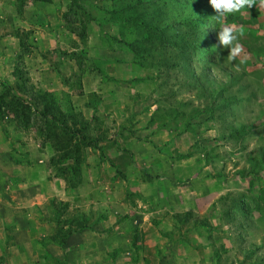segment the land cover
Instances as JSON below:
<instances>
[{"label":"rangeland","instance_id":"1","mask_svg":"<svg viewBox=\"0 0 264 264\" xmlns=\"http://www.w3.org/2000/svg\"><path fill=\"white\" fill-rule=\"evenodd\" d=\"M214 15L207 0H0V92L57 119L0 110L1 148L46 152L43 216H131L139 264H264V8L222 22L242 29L232 63ZM103 194L113 208L94 212Z\"/></svg>","mask_w":264,"mask_h":264},{"label":"crops","instance_id":"2","mask_svg":"<svg viewBox=\"0 0 264 264\" xmlns=\"http://www.w3.org/2000/svg\"><path fill=\"white\" fill-rule=\"evenodd\" d=\"M7 129L5 135L10 140L23 137L14 125ZM18 151L0 147V264L144 262L146 249L139 244H129L135 218L129 216L122 223L113 225L110 210L106 216L102 213L90 215L86 210L89 214L86 226L70 229L63 244L58 243L53 238L55 221L41 213L49 208L45 189L50 165L46 152L36 143L28 145L21 150L27 157L22 160L15 157L19 155ZM92 202L94 212H103L104 207L113 208L108 205L105 194L101 198H93Z\"/></svg>","mask_w":264,"mask_h":264},{"label":"trees","instance_id":"3","mask_svg":"<svg viewBox=\"0 0 264 264\" xmlns=\"http://www.w3.org/2000/svg\"><path fill=\"white\" fill-rule=\"evenodd\" d=\"M12 87L9 85H6L4 90L0 92V110L5 109L7 107L9 110H11L13 113V119L20 123L23 126H27L33 119L32 114L34 117H37L39 121L44 124L46 128H49L52 122H55V116L51 113V107L53 105L52 102L44 101V106L42 110H38L37 108H32V105L26 101L23 96H16L11 94ZM1 112V111H0ZM32 113V114H31ZM59 126L64 134H74V132L71 130L70 126L67 124V122L63 119V121H59ZM36 127L38 131L41 130L40 125L37 123ZM79 139L85 143V145H90L91 142H85V136L82 133L77 134ZM63 141H66L67 143L70 141L68 138L64 137L63 139L60 138L59 143H63ZM68 158L72 159V155L65 152L64 153ZM74 160H78V155L74 157ZM242 175H244L243 172H241ZM57 230L55 231V234L53 235V238L58 240V243L63 244L66 233L69 232V224H67V230H62V222L58 219L56 220ZM85 222H81L78 224L77 228H84Z\"/></svg>","mask_w":264,"mask_h":264},{"label":"clouds","instance_id":"4","mask_svg":"<svg viewBox=\"0 0 264 264\" xmlns=\"http://www.w3.org/2000/svg\"><path fill=\"white\" fill-rule=\"evenodd\" d=\"M207 3L211 6L215 12L214 24L218 26L217 41L218 46L221 49H227V61L232 63L243 52V48L238 42L239 35L242 34V29H239L232 25H226L222 23L226 21L230 15H236L252 9L255 6L256 9L264 8V0H207ZM245 63L244 59L239 60V65Z\"/></svg>","mask_w":264,"mask_h":264}]
</instances>
